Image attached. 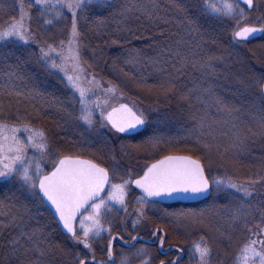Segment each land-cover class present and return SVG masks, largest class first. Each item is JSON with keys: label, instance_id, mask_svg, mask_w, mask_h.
Segmentation results:
<instances>
[{"label": "snow or ice", "instance_id": "6c2138e0", "mask_svg": "<svg viewBox=\"0 0 264 264\" xmlns=\"http://www.w3.org/2000/svg\"><path fill=\"white\" fill-rule=\"evenodd\" d=\"M136 39L146 46L131 47ZM257 39L264 0H0V191L10 193L0 196V264H156L150 245L165 256L159 264H264V71L233 70L248 66ZM109 40L123 51L106 58ZM98 68L186 114L179 139L200 157L163 155L133 171L123 157L171 143L161 128L173 117L119 103L123 91L111 80L104 88ZM52 114L54 127L33 124ZM72 124L88 133L93 158L65 147L78 142L56 129ZM148 128L141 144L124 143ZM185 199L206 206H163ZM180 231L195 236L190 247H165Z\"/></svg>", "mask_w": 264, "mask_h": 264}, {"label": "trees", "instance_id": "16d2710c", "mask_svg": "<svg viewBox=\"0 0 264 264\" xmlns=\"http://www.w3.org/2000/svg\"><path fill=\"white\" fill-rule=\"evenodd\" d=\"M110 27L114 28L115 25L113 24ZM60 38H64V37H60ZM90 39L92 40L93 45L102 44V41L96 39L95 36H91ZM112 39H117V37L113 36ZM262 43H264V40L257 39V40L252 41L251 44H248L247 48L253 50L251 52H247V57H249V59L247 60L248 66L242 67L240 64H237L233 70L234 71L239 70L240 72L244 73L245 75L257 74L256 73L257 69H255V66L257 64H259L257 62V58H264V50H261L258 47ZM130 46L136 47V48H143L146 46V41L144 39H136V40L132 41ZM104 50H105L106 58L114 57L118 52L123 51V49L120 47V45L112 44L111 40H109V46L105 47ZM85 59L88 60L89 58L87 56H85ZM104 67H105L104 65H101V68H104ZM101 68L96 69L97 77H100V78L102 77L106 81L111 80L114 84L119 85L120 90L123 91V93L128 98L136 100L138 103H140L141 107H148L149 105H152L154 107L158 106L159 108L162 109L163 112H169L170 115L173 117L171 121L173 123L175 121V125L177 126V128L179 130L180 129L182 130L183 127L190 126L188 121H187L186 114L180 113L177 110V108L174 106V104L173 105H165L163 100L161 99L159 104L157 105L156 100H155V94H153V96H151V97L145 98L147 94L144 93L143 89L137 88L135 86V84H133L131 81H128L126 86H125V83L122 82L120 79H117V77L114 74H112L110 70H103L102 71ZM35 71L37 72V78L40 81H44V86H46L47 91H55L56 95H60L59 91H56L55 89L52 88L53 84H56L57 88L61 87L53 78L48 77L47 79H45V77L43 75V70L35 69ZM149 71H151V69H149ZM261 72L262 71L259 70L258 74H260ZM155 82L156 81L154 79L149 78L148 83L154 84ZM53 117H55V116H53ZM55 118H57V117H55ZM53 120H56V119L50 118L49 121L47 120V121H43V122L33 121V124L38 126V127H47V125L50 127H54V125L51 123V121H53ZM46 122H47V125L45 124ZM68 126L70 127V125L65 126V130L69 129ZM173 130H174L173 128L168 127V126L162 128V131L165 135H172ZM143 133L138 135V136H135L133 138L125 137V139H126L125 142L128 141L130 143H133L136 141H141V136L143 135ZM68 145L69 144H66L65 147H67ZM163 145H164V143H163ZM178 145H182V146L177 148V150H174L175 154H189V155L195 156L197 158H199L201 155L200 152L192 150L194 147V145L192 143L183 141V142H181V144H178ZM253 145H254L253 148L251 147L253 149L252 155L254 157L260 156L261 150H260L259 142L255 143ZM166 147H168V146H166ZM89 158H93V157L90 156ZM253 162L254 161L251 158L244 160L245 167L240 169L241 176H245L249 173V167L248 166L251 165ZM5 194L10 195V193H6L5 191H0V196H3ZM163 206L168 208L169 211L189 210V209L198 211L199 209L204 208L206 206V202L201 203V204H196V205H188V206L180 205V204L163 205Z\"/></svg>", "mask_w": 264, "mask_h": 264}, {"label": "rangeland", "instance_id": "374dc122", "mask_svg": "<svg viewBox=\"0 0 264 264\" xmlns=\"http://www.w3.org/2000/svg\"><path fill=\"white\" fill-rule=\"evenodd\" d=\"M255 69H257V71H256L257 74H258L259 70L264 71V68H262L260 64H257L255 66ZM97 78L100 79V77H97ZM102 83H103L104 88L108 87V83L106 80L103 79ZM117 95H119V92H117ZM124 97H125L124 99H120L118 102L119 103H127L129 101V99H131V98H128L125 94H124ZM105 98L106 97L101 96L102 100ZM112 102L116 103L117 101H112ZM161 111H162V109H161ZM156 115H157V113H152L151 118L154 119ZM53 116H55V115L54 114L51 115V118L57 119V118H55L56 116L55 117H53ZM45 121H47V120H45ZM45 124L47 125V122ZM167 126L174 129L172 132L173 133L172 135H165L166 137L176 138V139H173V141L171 143H164V145H163V143H161L160 145H158L155 148L151 145L144 144L139 149H132L131 150L132 156L135 159H131L129 157H123V160L125 162L130 163V166H132L133 171L139 172L142 166L154 162L156 159L162 157L163 155L172 154V153H174V150H177V148L182 146V145H178V144H181V142H183V140L179 139V137H182L184 135L183 130H181V129L179 130L177 128V126L175 125V121H174V123L172 121H170ZM47 127H50V126L47 125ZM68 128L69 129H67V130H65V127L63 129H56V131L59 133V137H61V138L64 137L65 139H67L69 141L78 142L75 144L69 143V145L67 147L73 148V149H83L82 152H77L75 154H81V155H84L85 157L89 158L91 156V155H89V153L95 150V146L89 147V145L87 143H83L84 140L88 139V133L85 132L84 137H81L80 133L84 132L83 128H80L75 124L70 125V127L68 126ZM162 128H161V132H163ZM151 134H152V129L148 128L147 130H145V132L141 136V141H136V142L130 143L128 141L125 142L126 140H124V143L132 144V145L141 144ZM166 146H168V147H166ZM253 146L254 145H251L252 148H253ZM111 147H113L116 150L117 158L118 159L122 158L123 154H122L121 148H120V140L119 139L113 140L111 143ZM124 151H128V149H125ZM105 166H107V165H105ZM133 195H139L138 191L135 190ZM130 200H131V197H130ZM134 207H137V205L135 204L134 201H132L130 204L129 210L131 211V209ZM149 215L151 216V215H153V213L150 212ZM133 235H135V233H133ZM141 235H144L145 238H148L147 234L144 232H141ZM191 239H195V236L190 237V236L185 235L183 233V231H180V232L171 234L169 236V239H168L165 247H167L168 244H172L176 247L183 246L187 249L188 247H190L189 241ZM117 247H119V245H117ZM151 248H152L153 255L158 257L156 260V264H159V259H165V256L163 254L157 253L155 245ZM169 255L174 257L176 255V253H175V251H173V252L169 253ZM185 258H186L185 260H187V256H185Z\"/></svg>", "mask_w": 264, "mask_h": 264}, {"label": "water", "instance_id": "95a60500", "mask_svg": "<svg viewBox=\"0 0 264 264\" xmlns=\"http://www.w3.org/2000/svg\"><path fill=\"white\" fill-rule=\"evenodd\" d=\"M144 129H141L139 132H137L136 134H139L143 131ZM135 135V134H134ZM171 155H182V154H171ZM191 156V155H188ZM193 157V156H192ZM196 158V157H193ZM204 202L201 199H185V200H169L166 201V204H175V203H182V204H197V203H201ZM174 251V250H173Z\"/></svg>", "mask_w": 264, "mask_h": 264}]
</instances>
